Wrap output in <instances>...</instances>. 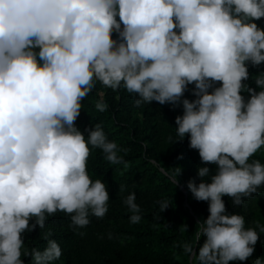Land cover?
Segmentation results:
<instances>
[{
    "label": "clouds",
    "instance_id": "1",
    "mask_svg": "<svg viewBox=\"0 0 264 264\" xmlns=\"http://www.w3.org/2000/svg\"><path fill=\"white\" fill-rule=\"evenodd\" d=\"M261 18L264 0H0V264H23L22 234L44 229L48 215L60 211L70 228L83 229L108 212L105 183L87 172L89 145L112 164L124 163L122 149L100 124L84 132L75 126L94 79L136 94L137 107L182 106L176 133L188 136L202 165L201 182L189 180L187 189L209 212L195 245L182 246L189 264L251 257L259 234L244 216L229 214L222 197L238 207L264 185V164L249 162L264 147V73L255 88L242 84L247 65L264 64ZM188 85L191 101L183 98ZM95 107L108 106L101 99ZM123 203L129 222L139 223L135 193ZM158 203L162 213L170 207ZM51 235L43 250L23 252L31 264L62 256Z\"/></svg>",
    "mask_w": 264,
    "mask_h": 264
},
{
    "label": "trees",
    "instance_id": "2",
    "mask_svg": "<svg viewBox=\"0 0 264 264\" xmlns=\"http://www.w3.org/2000/svg\"><path fill=\"white\" fill-rule=\"evenodd\" d=\"M256 23L264 29V18ZM116 38L114 33L113 39ZM247 66L249 79L242 84L255 88V80L264 73V64ZM93 83L94 87L81 101V113L75 126L84 132L100 124L107 139L122 149L118 155L124 163L112 164L104 158L101 149L89 145L87 172L93 181L99 179L105 183L109 194L108 212L102 219L92 217L91 223L83 229L70 228V217L65 213L57 211L48 215L44 229L37 227L22 234L23 264H31V257L24 256L23 252L32 248L43 250L47 244L44 236L49 232L62 250L55 264H189L182 246L184 243L195 245L197 225L207 219L209 212L208 203L196 201L187 189L189 180L201 182L197 169L202 165L198 150L189 148L188 136L181 141L176 133L175 118L183 115L182 106L173 108L170 104L153 101L137 107L136 94L128 93L122 86L107 88L95 79ZM216 86L219 87L220 82H216ZM187 87L183 98L196 99L192 95L194 85ZM241 95L248 98L244 91ZM101 99L108 106L104 112L95 107ZM84 135L87 140V133ZM253 159L264 164V147L249 162ZM203 166L213 170L215 167ZM179 168V184L175 185L172 176ZM130 193H135L136 203L142 210L137 224L129 222L131 213L123 203ZM161 200L168 201L170 206L163 213L158 203ZM222 200L229 214L244 216L245 226L255 228L259 234L253 255L246 261H230L229 264H253L257 258L264 260V232L261 231L264 228V185L244 199L241 206L233 207L227 196ZM184 225L188 231H184ZM202 244L203 238L194 251L198 252Z\"/></svg>",
    "mask_w": 264,
    "mask_h": 264
},
{
    "label": "rangeland",
    "instance_id": "3",
    "mask_svg": "<svg viewBox=\"0 0 264 264\" xmlns=\"http://www.w3.org/2000/svg\"><path fill=\"white\" fill-rule=\"evenodd\" d=\"M117 20H119V18L117 17ZM182 189V187H180Z\"/></svg>",
    "mask_w": 264,
    "mask_h": 264
}]
</instances>
